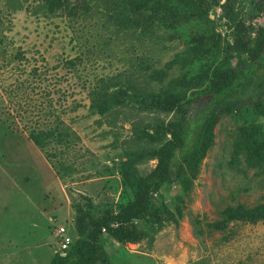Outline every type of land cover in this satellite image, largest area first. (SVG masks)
<instances>
[{
  "label": "rangeland",
  "instance_id": "374dc122",
  "mask_svg": "<svg viewBox=\"0 0 264 264\" xmlns=\"http://www.w3.org/2000/svg\"><path fill=\"white\" fill-rule=\"evenodd\" d=\"M251 7L210 0L221 40L232 32L225 9L264 26ZM148 13L125 0H68L55 12L44 0H0V264H47L55 229L72 233L78 209L97 217L130 200L127 177L157 163L158 142L146 134L176 116L159 99L208 85L201 74L216 63L188 58L196 27L141 25ZM212 133L194 172L151 197L171 217L161 226L136 220L138 242L102 233L107 262L94 264H264V215L228 213L264 207V111L222 113Z\"/></svg>",
  "mask_w": 264,
  "mask_h": 264
},
{
  "label": "trees",
  "instance_id": "16d2710c",
  "mask_svg": "<svg viewBox=\"0 0 264 264\" xmlns=\"http://www.w3.org/2000/svg\"><path fill=\"white\" fill-rule=\"evenodd\" d=\"M125 1L137 15L143 14L144 10L149 11L146 15L138 16L141 25L153 23L156 18L168 28L193 24L196 30L188 34L192 43L188 47V58L206 67H210L211 63L216 64L209 74L208 68L205 70L206 76L201 74L208 81V85L202 89L192 90L188 97L182 94L159 99L160 107L176 112V116L155 126L152 130L154 136L146 134L151 137L150 141L158 142L152 153L157 157V163L145 176L127 177L130 200L118 204L117 211L108 208L97 217L88 210L78 209L72 241L64 253L56 251L47 264L107 262L99 243L102 233L122 243L140 241L145 231L135 221L143 220L161 226L171 217L168 209L155 208L151 197L163 185L182 179L186 172H194L213 141L212 132L219 115L241 109H252L258 114L264 111V98H258L264 92V26L255 28L251 24L252 16L248 17L249 22L246 23L245 18L233 14L232 9H225L232 32L230 40L223 41L213 21L208 18L210 0ZM67 2L44 0L49 12L57 11ZM251 2V12H264V0ZM204 59L211 62L205 63ZM233 59L235 62L232 64ZM199 97L201 104L196 102ZM249 99H253L252 103H248ZM30 137L35 144H42L38 134L32 132ZM245 141L248 142V139L245 138ZM228 213L230 218L254 221L264 215V207L248 209L238 205L228 209Z\"/></svg>",
  "mask_w": 264,
  "mask_h": 264
},
{
  "label": "built area",
  "instance_id": "2783aa9c",
  "mask_svg": "<svg viewBox=\"0 0 264 264\" xmlns=\"http://www.w3.org/2000/svg\"><path fill=\"white\" fill-rule=\"evenodd\" d=\"M104 230V229H103ZM55 236L58 242V252L64 253L72 241V233L64 226L55 229Z\"/></svg>",
  "mask_w": 264,
  "mask_h": 264
}]
</instances>
